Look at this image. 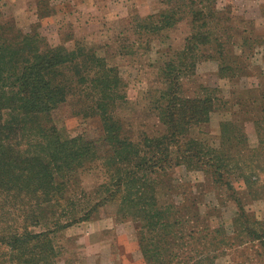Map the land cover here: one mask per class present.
<instances>
[{"label": "trees", "instance_id": "obj_1", "mask_svg": "<svg viewBox=\"0 0 264 264\" xmlns=\"http://www.w3.org/2000/svg\"><path fill=\"white\" fill-rule=\"evenodd\" d=\"M180 1L191 12L190 32L160 69L165 88L154 109L163 132L153 136L128 130L125 84L95 49L52 46L38 29L25 33L0 15V264H58L55 237L106 205L139 224L146 264H215L248 242L264 251V220L247 210L249 200L264 199V91L237 101L241 118L220 122L216 144L191 135L230 104L195 81L197 64L215 61L220 79L238 81L251 75L247 46L262 39L231 25L229 9L214 1ZM173 15H159L149 30L169 28ZM67 103L74 115L98 117L103 135H64L52 113ZM245 122L254 126L255 148ZM181 166L204 174L201 192H213L217 206L202 212L198 197L178 203L161 195ZM91 172L102 179L89 193L82 179ZM228 203L236 207L232 234L212 225Z\"/></svg>", "mask_w": 264, "mask_h": 264}, {"label": "rangeland", "instance_id": "obj_2", "mask_svg": "<svg viewBox=\"0 0 264 264\" xmlns=\"http://www.w3.org/2000/svg\"><path fill=\"white\" fill-rule=\"evenodd\" d=\"M211 1L219 9H229L231 25L244 27L262 39V44L255 49L251 43L247 46L248 50H254L250 60L251 75L238 81L220 79L215 61L197 64L195 81L218 88L221 95L230 101L226 110L212 113L208 124L191 130L193 137L216 144L220 122L241 118L237 101L252 95V89L259 90L258 93L261 89L264 91V0ZM182 3L180 0H0V15L3 19L13 20L25 33L38 29L52 46L73 48L80 43L95 49L110 66L117 68L125 84L128 103L121 116L131 125L128 130L133 136L141 132L153 136L163 132L154 109L160 92L165 88L160 69L172 53L182 49L190 32L191 12ZM202 7L200 4L197 6ZM172 12V26L156 34L149 30L150 24L156 22L159 15ZM144 25L147 28H143ZM166 52L170 54L166 55ZM73 108L67 103L52 113L56 127L64 135L92 138L103 135L98 117L74 115ZM245 132L249 145L255 148L257 137L251 122H245ZM205 178L202 172L177 167L168 178L169 185L161 190V195L165 194L166 199L178 203L198 197L200 211L206 212L210 206H217V201L213 192L206 196V190L201 192ZM101 179L96 172L84 173L82 184L85 191L91 193ZM240 184L238 182L235 186ZM249 202L247 210L259 220H264V199ZM217 211L212 225H221L232 234L235 205L218 206ZM138 229L137 222L121 217L116 205L101 207L89 221L74 225L55 237L54 243L60 251L58 264H146L138 246ZM258 252H262V258H257ZM215 264H264V251L257 242H248L220 256Z\"/></svg>", "mask_w": 264, "mask_h": 264}]
</instances>
